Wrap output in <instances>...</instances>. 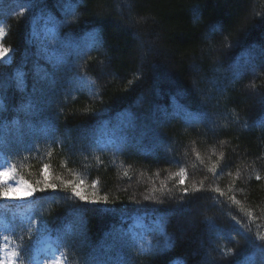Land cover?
I'll return each mask as SVG.
<instances>
[{
	"label": "trees",
	"instance_id": "16d2710c",
	"mask_svg": "<svg viewBox=\"0 0 264 264\" xmlns=\"http://www.w3.org/2000/svg\"><path fill=\"white\" fill-rule=\"evenodd\" d=\"M74 6L75 14L59 0H0L6 119L38 82L59 81L35 130L0 148L13 179L36 188L26 202L0 198V256L31 264L50 234L62 264H85L88 254L105 264H264V66L233 71L264 47V0ZM42 25L48 32L36 38ZM92 31L102 32L98 50L85 47ZM65 41L81 49L69 53ZM61 52L67 63L58 68ZM175 104L198 119L174 115ZM156 109L167 116L154 122ZM130 114L139 127L121 151L112 133ZM44 118L54 130L40 131ZM44 165L55 190H41ZM73 186L109 211L88 210ZM161 229L174 244L146 251L163 246Z\"/></svg>",
	"mask_w": 264,
	"mask_h": 264
},
{
	"label": "snow or ice",
	"instance_id": "6c2138e0",
	"mask_svg": "<svg viewBox=\"0 0 264 264\" xmlns=\"http://www.w3.org/2000/svg\"><path fill=\"white\" fill-rule=\"evenodd\" d=\"M60 3L65 4L71 10L73 14H75V6L74 0H59ZM66 23H71L66 22ZM210 31L215 32L216 27L215 25L210 26ZM90 41L85 45L88 49L96 48L98 50L99 47L103 46V38L102 32L98 33L96 31H92L90 33ZM62 48L68 49L69 53L73 51H79L81 49V45L75 41H65L62 45ZM67 63V57L64 53H59L56 59L57 67L61 64ZM259 64L260 66H264V47H261L259 53L255 51H249L247 53V57L245 59V63L243 65H234L233 71L235 75H239L241 72L247 71L249 68L254 72L256 70V66ZM81 80H86V77H80ZM59 84V81L53 76L48 84L37 83L34 85L33 89V97L29 98L26 103H22L19 108H15L14 110L17 112V118L14 120H7L5 113L8 111L7 107L5 106L3 100H0V148L4 146H8L13 142V137L15 138L16 142H22L25 132L24 129H27L29 132L35 130V126L33 124V120L35 118L43 117L45 111L50 107L52 100L51 97H54L57 92V88L55 85ZM0 96H3V85L2 81H0ZM175 103V101H174ZM23 113V122H21L20 113ZM162 113V114H161ZM58 115V113H57ZM174 115H181L185 120L191 122L193 120L198 119L192 112L185 110L183 105L175 104V112ZM167 116L166 112H162L160 109H156L153 114L154 122L157 120H162ZM139 117L134 114H130L128 119L123 122L117 129L113 130V142L112 146L116 147L118 150H123L124 146L129 142V135L130 133H135L137 128L139 127L138 124ZM42 124L46 125L45 127L41 128L40 131L43 133H47L51 130H54V124H52L49 118H44L40 121ZM148 134L147 126H144V130L140 132V138L142 139L144 136ZM55 141V137H50ZM48 165H44L45 169V179L42 181L44 189H56V184L51 183L47 180V170ZM11 171L10 168L4 169L3 172H0V175L6 174V172ZM22 184H16L13 187L12 184H8L7 186L0 187V198L4 199H12L13 197H9V192L17 190L18 188L22 187ZM29 195L36 191V188L29 187L27 189ZM186 191V190H185ZM73 192L76 197H78L81 201H85L88 205V210L90 211H109L106 207H98L101 204V201H86V198L81 195V193L76 190L75 186H73ZM19 199L20 197H15ZM108 198L106 196L102 197V201L104 204L107 203ZM159 203H162L160 201ZM115 211V209H112ZM161 235L166 237L163 246L159 244L150 250H146L151 252L152 254H162L166 250H168L173 244L174 240L170 237L166 236V233L163 232V229L160 230ZM249 243L254 244L255 242L249 238ZM122 245H125V241H121ZM260 250L262 256H264V237L261 238V243L257 245ZM196 255V254H194ZM85 264H105V262L100 261L96 256L92 254H88L84 258ZM161 264H172L171 261H161ZM197 264H203L202 261H197ZM233 264H244L243 261L236 260L235 257L233 258Z\"/></svg>",
	"mask_w": 264,
	"mask_h": 264
},
{
	"label": "rangeland",
	"instance_id": "374dc122",
	"mask_svg": "<svg viewBox=\"0 0 264 264\" xmlns=\"http://www.w3.org/2000/svg\"><path fill=\"white\" fill-rule=\"evenodd\" d=\"M47 32H48V28H45L42 25L40 31L34 30V36L38 38L37 36L45 35ZM9 61H10V53L7 50H4L0 47V63H8ZM4 169H7V167L0 166V172H3ZM11 175H12V171H8L6 172V174H2L0 176L4 180H9ZM10 184H12L13 187H15L16 184H22L23 186L18 188L17 190L10 191L8 195L9 197H13V198L6 200L20 203V202L28 201L32 197V194L29 195L27 191L28 186L26 183L20 181H16V182L12 181ZM15 197H20V198L17 199ZM41 243H42L41 255H43L46 259L42 257L41 258L37 257V260L35 261L34 264H61L56 249L52 247L50 243V237L49 236L43 237ZM2 259H3V264H13L12 259L9 257H3Z\"/></svg>",
	"mask_w": 264,
	"mask_h": 264
}]
</instances>
